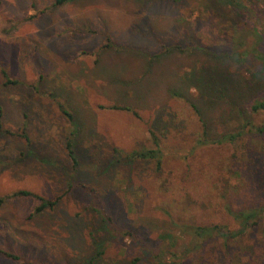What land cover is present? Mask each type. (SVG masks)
<instances>
[{
    "label": "rangeland",
    "instance_id": "obj_1",
    "mask_svg": "<svg viewBox=\"0 0 264 264\" xmlns=\"http://www.w3.org/2000/svg\"><path fill=\"white\" fill-rule=\"evenodd\" d=\"M209 10L208 0H0V249L19 256L0 264H264V213L228 246L192 234L236 231L230 210L264 204V139L198 142L205 129L218 139L264 124L250 110L264 83L238 58L226 68L254 94L236 110L210 108L197 89L210 52L237 49L217 40ZM157 147L160 170L126 160Z\"/></svg>",
    "mask_w": 264,
    "mask_h": 264
},
{
    "label": "trees",
    "instance_id": "obj_2",
    "mask_svg": "<svg viewBox=\"0 0 264 264\" xmlns=\"http://www.w3.org/2000/svg\"><path fill=\"white\" fill-rule=\"evenodd\" d=\"M75 0H56L57 6H62ZM209 1V14L208 19L213 18L215 28V34L217 40L220 42H229L233 44L237 49L234 52H227L225 55H219L216 52L211 55L216 59L215 66L207 67L204 71L203 77L199 81L197 89L203 94L206 99V104L210 108H214L216 105L223 111L222 104L227 103L228 106L234 108L238 107L240 98L247 97L251 92L250 82L242 84L237 81L236 76L226 68L228 58H238L239 62L245 63L246 70L251 74L252 78L264 83V53L261 51V44L264 40V0H208ZM207 19V21H208ZM250 40V41H248ZM243 42V44H238ZM243 49L242 51L239 50ZM204 50L209 51L208 48ZM170 51V50H169ZM168 51V52H169ZM171 52V51H170ZM261 66L257 70H254V66ZM212 72V75H210ZM208 75V76H207ZM206 77L212 78L216 83V89L211 91L210 85L205 83ZM252 93V92H251ZM254 93H252L253 95ZM251 95V96H252ZM191 102L195 111L202 117L201 110L198 106L192 102L189 97H186ZM120 110H128L129 108H119ZM217 109V107H215ZM250 110L254 113L264 112V94L255 96L250 101ZM241 111V115H244ZM1 114H0V128H1ZM248 129V130H247ZM153 135V133H152ZM248 137L262 138L264 139V124L257 126L253 123L245 122L241 128L236 129L234 132L226 133L224 137L213 139L209 136L208 130L205 129L203 136L199 139L200 145H206L210 143H224L229 142L235 144L239 140H246ZM261 139V140H262ZM158 146L159 143L156 142ZM67 150L70 158L74 161L75 150L73 141L67 143ZM127 161H147L155 162L158 170L161 169L162 164V152L159 147L157 149H145L139 152H134L128 155ZM19 196L28 195L27 192H18ZM50 202V201H48ZM3 200L0 199V205ZM52 203H49V205ZM45 206V205H44ZM264 213V204L259 208H249L244 211L235 212L230 210V214L239 223V228L236 231H224L219 226L214 227H198L194 228L192 234L199 239L206 238L217 234L221 236L225 243L228 244L237 238H242L247 234L249 228L255 225L254 220H257L260 215ZM224 233L222 235L221 233ZM165 239H169L170 242L178 241V237L166 234L163 236ZM239 238V239H240ZM103 254V252L101 253ZM0 255H3L12 260H18L19 256L0 249ZM163 264V263H159Z\"/></svg>",
    "mask_w": 264,
    "mask_h": 264
}]
</instances>
